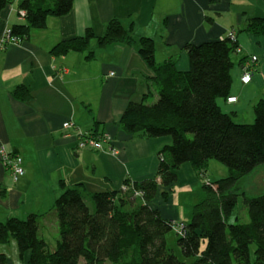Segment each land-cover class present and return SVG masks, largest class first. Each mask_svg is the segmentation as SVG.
<instances>
[{
    "label": "crops",
    "instance_id": "1",
    "mask_svg": "<svg viewBox=\"0 0 264 264\" xmlns=\"http://www.w3.org/2000/svg\"><path fill=\"white\" fill-rule=\"evenodd\" d=\"M255 16H264V0H74L72 10L50 17L46 28L32 30L25 40L3 43L8 28L24 20L18 1L8 3L0 12V149L7 147L22 157L24 174L14 180L0 153V222L36 214L39 235L54 246L59 236L54 206L64 188L77 186L91 194L122 189L127 178H154L158 153L172 141L170 136L130 135L120 125L130 102H142L150 93L152 99L157 97L152 83L156 74L137 44L101 48L92 39L89 50L95 58L90 60L89 51L54 56L51 49L57 43L82 36L89 28L101 36L107 23L117 18L133 25L136 35L154 39L157 63L172 58L178 69L187 70L188 43L236 33L239 48L230 96L237 101L217 102L236 122L252 123L254 106L264 98V36L240 31ZM254 55L258 61L252 65ZM249 62L251 81L244 84L242 67ZM18 86L27 87L30 96L23 100L15 96ZM246 116L250 119L243 120ZM67 120L75 124L73 134L108 132L117 153L107 150L110 145L105 150L78 149L74 135H63ZM176 173V184L161 186L152 204L165 218L187 222L191 205L185 207L188 212L182 211L181 197L201 190L185 187L206 179L190 163ZM207 179L213 181L209 174ZM178 186L183 187L181 194ZM197 198L191 197L192 204ZM0 253L8 264H30L31 253L21 257L13 238L0 244Z\"/></svg>",
    "mask_w": 264,
    "mask_h": 264
},
{
    "label": "trees",
    "instance_id": "2",
    "mask_svg": "<svg viewBox=\"0 0 264 264\" xmlns=\"http://www.w3.org/2000/svg\"><path fill=\"white\" fill-rule=\"evenodd\" d=\"M12 1L0 0V12ZM17 1L19 12H25L24 20L7 31L20 40L34 29L46 28L50 17L68 14L74 4V0ZM242 31L264 36V16L250 18ZM92 39L101 48L116 43L138 45L156 74L152 83L157 97L152 99L150 93L142 102H130L120 125L130 135L170 136L172 141L158 153L154 178H127L122 189L91 194L77 186L64 188L54 206L59 224L54 246L39 235L36 214L0 222V244L13 238L21 257L31 253L30 264H264V193L244 196L247 222L238 217L229 222L238 203V183L264 165V98L254 106L252 123L236 122L217 102L230 96L234 54L239 48L236 33L188 43L187 70L178 69L172 58L157 63L154 39L136 35L133 25L128 27L117 18L107 23L103 35L96 37L89 28L82 36L57 43L51 53L89 51L87 58L94 59L95 52L89 50ZM13 94L23 100L30 91L18 86ZM211 160L227 166L229 175L208 181ZM184 163H190L208 182L203 183V194L192 204L180 233L175 221L165 218L152 202L161 186L176 184V171ZM173 230L183 259L168 245L167 235ZM0 264H8L3 253Z\"/></svg>",
    "mask_w": 264,
    "mask_h": 264
},
{
    "label": "rangeland",
    "instance_id": "3",
    "mask_svg": "<svg viewBox=\"0 0 264 264\" xmlns=\"http://www.w3.org/2000/svg\"><path fill=\"white\" fill-rule=\"evenodd\" d=\"M257 61H258V57L256 58V60H253L252 65L254 63H256ZM242 69L244 71L245 66H243ZM251 69H253V66H251ZM251 69H249V70H251ZM218 99H220V98H218ZM246 118H248V119H243V120H249L250 119L249 116H246ZM208 171H209V175L211 176V179L213 181L229 175V168L217 160H211L209 162ZM205 182H208V181L205 180ZM125 187H127V186H125ZM198 188H200L201 191L196 193L195 190H197ZM236 188H237V193L239 194L238 203H237V206H236L234 212L229 217V222L230 223L236 222L237 217L239 218V221H241V222L246 221L247 222L249 215H248L247 206L244 203V196L254 197V196H258V195H261L264 193V165L256 168L252 173L243 177L240 180V182L238 183ZM124 189H126V188H124ZM182 189H183V187L178 186V188H177L178 193L177 194H181ZM185 189L195 191V194L194 193H192V194H194L193 195L194 198H197L198 196H201L203 194V191H202L203 190V181L200 180L199 183L194 182L192 185H190V187H188V186L185 187ZM193 196H191V197H193ZM191 197L187 198V195L183 198L181 197L182 206L180 208L182 209V211L185 210V207L188 204H189L188 206H190V205L192 206ZM186 211L188 212L187 209L185 210V212ZM185 212L183 213L184 216H186ZM181 222H184V221H181ZM167 241H168L169 247L172 248L173 251L179 257H181L183 259L184 256L182 255L181 248L177 242V234H176L175 230L171 231L167 235ZM253 249H254V246H252V252H253ZM80 264H85V262L82 261ZM106 264H111V263L107 262Z\"/></svg>",
    "mask_w": 264,
    "mask_h": 264
},
{
    "label": "built area",
    "instance_id": "4",
    "mask_svg": "<svg viewBox=\"0 0 264 264\" xmlns=\"http://www.w3.org/2000/svg\"><path fill=\"white\" fill-rule=\"evenodd\" d=\"M25 12L21 11V16H24ZM3 39V43L8 41L10 42H18L21 41L19 38L11 37L9 35V31L6 32ZM233 34V33H231ZM257 56H252L251 61L256 60ZM250 66V62L245 65L244 75L241 77V80L244 84H248L251 80V70L248 69ZM229 103H234L237 101L236 96H229L227 98ZM63 135L65 137H70L74 135L77 140V148L78 149H96V150H105V145H110L108 147V151L113 153H117L116 149L111 146L113 142V137L108 132L102 133H82L80 130L76 131V134H73L72 129L75 128V124L72 120H67L63 123ZM0 153L2 155V159L5 165L11 170L14 180H18L24 174V169L22 167V157L18 154H13L7 147H2L0 149ZM186 224L181 221H175V230L180 232L184 229Z\"/></svg>",
    "mask_w": 264,
    "mask_h": 264
},
{
    "label": "bare ground",
    "instance_id": "5",
    "mask_svg": "<svg viewBox=\"0 0 264 264\" xmlns=\"http://www.w3.org/2000/svg\"><path fill=\"white\" fill-rule=\"evenodd\" d=\"M251 81V80H250Z\"/></svg>",
    "mask_w": 264,
    "mask_h": 264
}]
</instances>
